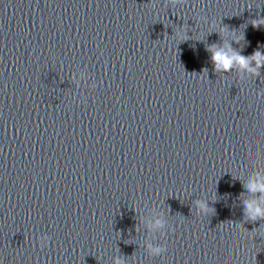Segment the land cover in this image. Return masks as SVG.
<instances>
[{"label":"water","instance_id":"95a60500","mask_svg":"<svg viewBox=\"0 0 264 264\" xmlns=\"http://www.w3.org/2000/svg\"><path fill=\"white\" fill-rule=\"evenodd\" d=\"M258 189L264 0H0V264H264Z\"/></svg>","mask_w":264,"mask_h":264},{"label":"clouds","instance_id":"9594fccd","mask_svg":"<svg viewBox=\"0 0 264 264\" xmlns=\"http://www.w3.org/2000/svg\"><path fill=\"white\" fill-rule=\"evenodd\" d=\"M256 27H259V25H256ZM208 51L211 53V61L217 71L221 70V63H220L221 61L224 70H229L232 67L234 61L226 58L219 49L213 51L212 47H209ZM253 55L259 57L261 54L259 52H256L253 53ZM235 57L236 59L239 60L240 64L242 65H247L250 62L248 57L241 56L239 53H236ZM248 190L252 191L253 189L249 188ZM258 190L264 192V189H258ZM249 207H251V205L246 203L245 208L247 209ZM257 217L264 219V209L258 208L256 210V215L251 216L250 219L256 220Z\"/></svg>","mask_w":264,"mask_h":264}]
</instances>
